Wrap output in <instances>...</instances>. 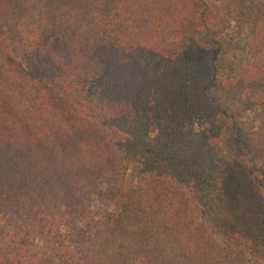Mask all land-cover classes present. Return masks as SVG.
<instances>
[{
	"label": "trees",
	"instance_id": "16d2710c",
	"mask_svg": "<svg viewBox=\"0 0 264 264\" xmlns=\"http://www.w3.org/2000/svg\"><path fill=\"white\" fill-rule=\"evenodd\" d=\"M234 28L245 46L222 64ZM192 32L218 47L211 66L183 59ZM203 127L233 133L240 186ZM130 163L152 168L135 182ZM252 188L264 0H0V264H264ZM198 199L226 203L234 235Z\"/></svg>",
	"mask_w": 264,
	"mask_h": 264
},
{
	"label": "rangeland",
	"instance_id": "374dc122",
	"mask_svg": "<svg viewBox=\"0 0 264 264\" xmlns=\"http://www.w3.org/2000/svg\"><path fill=\"white\" fill-rule=\"evenodd\" d=\"M239 31L240 29H233V35H236L233 36L232 40L230 39L226 49L222 50V64H227V61L231 59L232 53H236V51L240 56L242 55V48L245 46V43L238 42L235 44V39H239ZM243 33L245 35L246 31L244 30ZM180 47L182 49V57L185 61L195 63L203 67L211 66L214 63V58L217 56L218 52V47L212 43L209 34L206 33L192 32L184 35L180 39ZM234 47H236V49H234ZM242 123L251 127L258 125L256 116L250 113L245 115ZM209 127H203L202 131L199 133V136L201 137V144L202 141H206L208 138L210 139V137H212L213 131ZM222 130L225 131L218 137H212V141H217L216 143L219 148L216 150H218L220 155H223L224 158L231 157L236 160V163L231 166V168H233L231 174L234 182L240 186L239 181L246 180L248 176V169L245 165L246 162L240 154L232 151V140L234 135L231 130L227 128H223ZM151 168L152 167L149 165L143 167L138 163H130L128 169V179L135 182H141L146 177L145 175L151 171ZM246 193L248 197L247 199H243V203L240 205V207L246 211V215L243 217H259L257 221L262 226V229H264V193L261 194L254 188L250 190L248 189ZM196 203H198L200 207L202 217L209 220L211 226L216 229V217H225L229 226H225L223 231L225 230L228 236L234 235L232 223H230L229 219V217H233V215L231 214L229 207L226 206V203L222 205V208L220 206H214L213 204L201 202L200 199H198ZM248 209L249 211L252 209L255 214L251 215L248 212ZM258 246L260 248L263 247L260 252L264 254V243H260Z\"/></svg>",
	"mask_w": 264,
	"mask_h": 264
}]
</instances>
